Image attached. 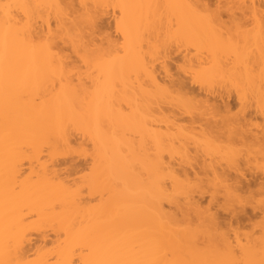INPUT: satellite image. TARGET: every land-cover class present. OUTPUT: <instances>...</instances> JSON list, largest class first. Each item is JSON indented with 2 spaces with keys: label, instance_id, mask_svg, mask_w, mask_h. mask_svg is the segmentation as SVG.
<instances>
[{
  "label": "bare ground",
  "instance_id": "obj_1",
  "mask_svg": "<svg viewBox=\"0 0 264 264\" xmlns=\"http://www.w3.org/2000/svg\"><path fill=\"white\" fill-rule=\"evenodd\" d=\"M202 1L0 0V39L7 33L9 41L14 43L18 51V60L13 64L12 87L7 95L4 88L0 87V264H10L11 261L17 259L26 262V264H71L73 259L71 260L70 258L75 257L76 250L81 251V242L79 243L81 239L79 237L82 234V230L83 234L87 235L89 233V230H87L89 226L87 225H90V222L92 224V221H99L101 225L107 221L110 222V220H113V223L116 221L118 222L116 223L118 228L110 224L116 231V228L117 230L119 228L123 230V226L132 217L140 220V224L141 219H143L142 222L144 223L145 221L146 223L142 224L144 226L147 224H149L148 227L152 226L150 230L153 229V232H149L151 235L148 232L146 234L150 238L152 235L155 238L157 236L156 239L158 241H152L162 244L160 246L157 243L160 246L159 248L156 246L157 244L154 243V246L151 244L152 241L147 239L149 236H145L146 234L144 232L146 231L142 232L146 229L145 227H143V230L141 229V233L145 235L136 233L140 229L134 230V232L130 231L129 235L120 230L125 236L122 233H120L122 236L119 235L118 231L116 235L119 237L109 233L113 238L110 235V238L107 236L108 239L107 237L100 236L101 238L98 237V240L96 236L97 241L95 242L92 239L94 245L92 244L90 246L91 248L88 247L90 254L84 255L87 258L83 256L84 253L80 256L81 252H79L74 259L76 260L77 256L80 258L83 256L84 258H78L76 263L74 260V263L86 264L89 261L113 259L122 254H132L141 258H149L158 255L159 250L163 249V247L170 253L171 257L174 253L176 254L178 248H170L169 245L172 244L169 243H172L170 241L171 236H175L177 233L175 235L173 233L172 235H168L165 232L161 233L162 231L158 230L159 228L156 226L160 225L159 227H161V225L163 226L165 224L166 228L169 224L170 228L172 226L174 229H178L179 234L182 235L181 233L183 232L179 230L185 227H180L183 222L182 220H189L191 212H194L197 221L200 222L202 220L200 222L201 226H203L204 221L210 224L213 222L211 224L213 225L215 224V220L213 218L214 215L211 216L212 214H210L211 212H209L208 208L207 211L206 209L202 210L195 207L194 204V207L191 206L193 210L191 207L189 208L191 210L188 209L190 211L188 215L185 212L181 215L179 211V215L181 216L179 218L177 212L168 211V209L165 210V204L170 207H175V210H177L181 207L178 205L180 198L184 202L191 201L188 199L190 197L189 195H193L192 192L195 193L196 190L198 194L204 192L206 188L204 186L205 184L208 189L218 193L220 191L219 189H221L225 195L223 200H231L230 203L233 200V203H235L238 200V196L236 195L238 192L231 190L230 185L228 186L227 184L229 180H225L226 178L224 179L217 172L218 166L216 165H223V162L226 163V166L230 167V170L232 166L237 165V161L239 162L241 157L245 160L248 157L247 155H254L258 161H262V164L259 165L261 162L256 161L258 162L257 165L253 162L255 161V159L253 160L254 157H249V160H253L250 161V164L253 162L260 169L258 170H262L264 173V144L262 143L264 142L262 141L264 135L261 138L262 140H258L257 135L254 134L255 132L252 133L249 130L250 134H247L250 137L248 136L249 138L245 139V136L247 137L245 133L247 127L243 129L242 125H240L243 123H240L238 118L240 114H245L248 106L250 109L253 107L254 113L261 115L259 118H262L264 122V0H217L219 5H216L214 9H210L212 4L208 6L206 2L204 3ZM18 5L20 7H17ZM121 5H127L128 7L121 8ZM235 6L238 9L242 7L247 10V12H244L245 10L243 9V12L245 14L247 13L246 15H248L251 21L245 20L246 23H244L246 25L247 22H250L249 28L244 26L243 21H239V17L237 19V17L234 18L232 16L229 21L226 17L228 22L222 21V12L230 13L231 10L236 8ZM235 13L238 14L236 11ZM230 14H232V11ZM106 15L111 16H109L110 21H112L111 27L115 31L112 33H116L115 37L108 34L109 32L106 33L108 29L105 30V26L100 25L103 24L102 20L105 21V17L106 19L109 18ZM225 15L227 16V14ZM107 24H110L109 21ZM17 32L21 35L27 32L29 37L32 34H36L37 36L43 35L46 40L51 37V44L47 48L40 46L32 47L29 43L16 40ZM172 51L173 54L177 52L179 56L181 55V59L177 57L180 62L178 61L179 64L177 63V67L175 66L179 72L178 74H183L182 76H185L189 83L198 86L203 92L205 91V95L208 92L210 94V91L215 89L224 92V96L225 94L231 95L230 93L232 92L233 94L235 93L232 95L239 101L238 108L240 109L237 108L239 110L236 111L237 114L233 116L234 114L232 113L233 115H231V111L229 112L228 108L224 111L220 106L221 108H219L222 112L224 111L220 114L217 113L220 115V118L216 114V107L218 106L214 107V105H210L207 99L204 100L201 97L199 99L195 95L190 96L187 93V91L190 93V90H184L183 82L186 81L177 79L176 81H168L170 82L168 83L165 81V78H161V74H164L165 77L169 74L171 68L168 70L169 67L166 68L167 65L165 66L164 62L169 57L168 55L170 53L172 54ZM53 75L56 80H59L61 75L64 77L63 87L57 88L55 91L49 87ZM166 78H169V76ZM83 82H88L86 84L90 86L86 87V84L84 85ZM25 84H27V87H25ZM133 89L136 90L134 91L136 96L131 91ZM43 90H46V96L41 97L40 103H33L32 96L38 95ZM26 94H30L28 99H25ZM213 94L216 93L213 91ZM221 95L223 94L221 93ZM123 102L126 104L124 106L128 107H125L128 113L125 112V108L119 107L121 105L120 103ZM219 108L218 111H220ZM5 112L8 114L7 118ZM183 115L186 118L180 117ZM6 119L10 122L12 130V136L9 140L4 138ZM213 119H218V121L214 122ZM198 121L203 124H197ZM248 121L250 122V120ZM249 125L248 129L251 128ZM262 126L264 127V124ZM220 129H224V132L221 133ZM237 130H241V132L244 130L242 132L243 135ZM235 131L240 134H237ZM129 132H132L131 136H129ZM126 133L127 135H125ZM133 133H138L137 139L136 137H132L134 135ZM244 134L246 135L244 136ZM127 136L129 137L127 138ZM131 137L133 140H136H131ZM130 140L134 143L132 144ZM136 141L142 145V149L138 147L139 145L137 143L135 144ZM190 145L193 150L195 149L196 152L200 153H198L200 156L201 154L202 156L204 155V160L207 158L209 161L207 159L205 161L202 160L203 166L200 165V162H197L201 168L203 167L212 173H209L211 176H208V172L206 171L205 175L207 176L204 177H207V179L201 180L202 182L205 181L203 184L204 187H201V177L198 181L199 184L196 181L198 180V176H194L196 180L191 181L189 176H179L181 173L178 172L180 173L178 175L173 168L175 165L172 160L176 158L182 161L181 165L184 162L186 165L188 161L191 163L194 160L193 154H195V150L192 154L193 160H191V156L189 155L192 153V151L189 153ZM236 145L239 149H237L238 147L236 148ZM17 146H28L30 147V151L21 152ZM240 146L247 150L240 149ZM132 149L137 152L134 151V153ZM140 149L143 150V153L142 151L138 152ZM245 152L248 154L246 155ZM137 153H142V155L138 156L140 158L137 157ZM243 155L246 156L243 157ZM194 156L198 155L195 154ZM202 158L200 157V159ZM76 160H81L83 163L89 162L90 167L87 168V173H85L89 175H85L89 179L85 178L87 185L84 182L86 187H83L85 190L86 188L88 189V195L93 196L91 194L93 191L97 194L102 189V191L107 190L108 198H106L107 200L105 199L106 202L103 199L101 201V197L100 199L98 198L99 201H96L105 202V207L102 208L103 203L100 206V203L96 205L95 202L96 210L94 209V204L91 205V208L93 207L91 210L89 207L90 204L87 205L89 202L87 203L85 201L86 204L85 202L81 204V202L79 203L81 201L80 199L72 201V197H75L74 193H80L81 197L83 196L82 194L87 193H84L85 190L82 193L81 189V192H79L80 190L75 192V189H77L76 186H78L77 182H75L76 186L72 182V186L69 185L70 182L67 184L68 182L65 183L66 180L57 178L56 174L61 172V169H59L61 164L64 165L67 162H75ZM177 162L175 160V164H179V161ZM33 163H37V168H35L36 166H32L34 167L32 172L34 169H37V171H34L36 174L39 172L37 176L40 173L43 175L45 171L46 173L49 170L50 172L52 171L51 173L49 172L43 175L44 177L48 175V178H41V175L38 179L37 176L35 178L30 176L32 177V182L31 180L29 181L30 177L27 178L26 176L29 173V169H26L24 166L28 164V167L32 168L31 165ZM240 163L242 164L241 161ZM22 165L24 166L22 167ZM214 166H216V172L213 169ZM256 166L253 167L255 168L253 170H256ZM21 167L27 170V174L23 175L26 176V179L24 178L26 181L22 179L23 176L18 181L16 180L17 184H19L20 180H22V183H20L19 191L16 190L15 192V185L17 184H15L16 182L13 183V180L17 179L14 178L17 176L13 175L15 172L25 170ZM69 167H67V170L62 168V172H70L72 167L68 169ZM221 171L219 170V172ZM135 172L141 174V176L138 174L139 177ZM52 173L58 181L56 179L55 182V179L51 178L50 181L53 182L49 181ZM81 173L84 174V172ZM65 174L66 172H64ZM64 175L62 176L64 177ZM59 176L61 177V175ZM81 185L83 186V184ZM78 188L81 187L78 186ZM71 189L73 191H71L72 194L70 192ZM260 190L264 193V189ZM224 195L222 194V196ZM105 196L103 195V198ZM74 197L73 200L78 199L80 196L77 195ZM251 198L248 197L249 200ZM244 200L247 199L244 198ZM262 200L260 199L259 201L263 202ZM77 201L78 203H75ZM251 201L248 202L252 203ZM237 202H241V199ZM77 204L80 207L84 205L86 210L82 209L84 207L79 209ZM196 206L199 207L197 204ZM227 207L229 209V206ZM23 210L26 213L28 212V214H32L31 216L34 217L33 220H36L31 226L28 222L27 225L25 223L26 226L23 225L22 222L26 221L25 219L22 220L25 216ZM75 214L78 215L77 218L80 216L78 219H82L83 222H85L84 219L92 221H86V225L82 222L84 224L83 226L80 221L77 223L78 219L76 222V219L72 220L74 218L73 216H76ZM27 215L25 218H27ZM70 220L74 222V224H71V227L74 226L73 229L76 231L72 232L70 228L69 233L71 235L69 233L68 235L66 233L68 231L66 230L68 229L67 226L70 225ZM53 221H58L54 222L56 228H61L62 226L58 230H62L66 224L65 227L67 228H65L63 234H67L68 237L63 235L64 238L62 236L51 242L43 237V239L40 238L38 240H33V238L31 239L29 237L32 232H40L39 228L43 223L46 225L45 223H53ZM121 221L126 224L124 225ZM186 222L182 223V225H186ZM188 222L190 223V221ZM199 222L197 224L198 227L200 226ZM262 222L260 223L258 221L256 224L259 223L262 225ZM57 223L59 224L57 225ZM178 223L180 226L177 228ZM79 224L80 226L82 224L83 227H80L81 229L78 227L77 230ZM259 224L257 226L261 227ZM110 225H105V229L111 227ZM132 225L134 224L130 226ZM138 225L137 228H139ZM102 226L104 225L102 224L100 227L101 233L105 230L104 227L102 229ZM126 226L125 230L127 228ZM153 226L155 227L153 228ZM50 227H54V225ZM198 227L196 226V229ZM207 227H200L198 229L201 232L202 229H204L203 232H207L209 230ZM261 228L263 229L260 231V236L256 234V237L251 235L249 238L248 232V235L246 234L242 240L243 245L245 243L246 245L242 246V243L240 245L238 244L242 246L240 249L242 251V253L240 252L241 259L243 258V261L250 262V264H261L264 261V250L260 247L264 243V226ZM28 229H34L36 231L30 230L31 233H29ZM154 229H157L159 233H154ZM217 230L221 232L220 229ZM200 231L198 232L200 233L198 236H204L205 234ZM131 232L133 234L136 233L135 237H139L140 235L142 239L146 237L145 240L149 242L142 241L141 238H134L132 236L133 234H130ZM209 232H207L209 234L204 236V239H208V244V241H211L209 238H212L211 243L215 245L216 243L213 242L211 229ZM27 233L29 234L26 235ZM164 233L166 234L165 236ZM196 233L192 234L195 241L199 238ZM56 234L60 235V231ZM161 234L169 240L164 239ZM238 234L242 237L241 233L238 232ZM213 235H216V233H213ZM224 235L222 237L219 234L216 235V239L219 236L221 239L223 238L222 240L224 242L220 241V243L215 240V242L223 245V247L221 245L222 252L224 249L226 252L231 248L226 249L225 246L229 243L230 238H227L226 240L228 241H226ZM240 241L238 237L237 241L235 240V244L237 245ZM134 242L140 245L138 251L132 248V245H136ZM209 245L214 246L210 243L207 246ZM230 246L233 247V244ZM217 247L214 246L216 250ZM194 250L196 252L197 249L194 248ZM236 250L239 252L237 247L234 251ZM229 251L232 253L231 249ZM179 253L176 254V256L178 255L176 258L177 261L181 259ZM193 254L190 257L192 258L190 262H193L192 260L199 256L198 254L195 257L197 252L195 255ZM230 256L236 257L231 254ZM190 258L187 259L190 260ZM199 258L194 263H200L198 261ZM78 260H80V263ZM187 261H185V258H182L180 262ZM202 263L204 264L205 262Z\"/></svg>",
  "mask_w": 264,
  "mask_h": 264
},
{
  "label": "rangeland",
  "instance_id": "obj_2",
  "mask_svg": "<svg viewBox=\"0 0 264 264\" xmlns=\"http://www.w3.org/2000/svg\"><path fill=\"white\" fill-rule=\"evenodd\" d=\"M202 2H206V4L209 6V5H211V8L210 9H214V8H216V5H219L218 3H217V0H203ZM222 6V5H221ZM220 6V7H221ZM218 7V6H217ZM236 7V6H235ZM235 7H233V8H235ZM236 9H238V7H236L235 9H233V10H231L232 11V14H230L231 13V11H230V15L228 14V13H226V12H222V16H221V19H223L222 21H225V22H228L231 18H232V16L234 17V18H236L237 17V19H239V21H243V23L245 22L246 23V21L245 20H248V21H251V20H249L250 18L248 17V15H246L244 12H247V10H245L244 8H242V7H239V9L238 10H236ZM245 11H244V10ZM242 10V11H241ZM223 11V10H222ZM235 11L238 13V14H236L235 13ZM244 11V12H243ZM225 14H227V16L225 15ZM242 14H244V15H242ZM236 15V16H235ZM107 17H109L110 15H106ZM228 16H229V18H228ZM231 16V17H230ZM111 17V16H110ZM110 17L109 18H107L106 19V17H105V21L106 20H108L109 21V23L110 24H107V22L108 21H104V20H102L103 21V24H100V25H102V26H105V30L106 29H108V31L106 30V33H108V34H111V36H114L115 37V35H116V33L114 34V33H112V32H115V31H113L114 29L111 27L112 26V21H110ZM223 17H225V18H223ZM226 17H227V19H228V21H227V19H226ZM239 17V18H238ZM233 18V19H234ZM112 19V18H111ZM113 20V19H112ZM101 21V22H102ZM100 22V23H101ZM242 23V22H241ZM242 23V24H243ZM245 23H244V26H247V28H249L250 27V22H247V24L245 25ZM249 23V24H248ZM109 25V26H108ZM249 25V26H248ZM109 27V28H108ZM103 29V28H102ZM105 30H103V31H105ZM113 34V35H112ZM175 55V56H174ZM178 55V56H177ZM169 57H167L166 59H165V66H166V68H168V70L170 69V71H169V74L166 76V77H168L169 76V78H166L165 77V75L164 74H161V78L163 77V78H165V81L166 82H168V81H176L177 79H179V80H182V81H186V82H183L184 83V87H185V89L184 90H190V93L187 91V93L190 95V96H194L195 95V97H197V98H199V99H204V100H206L207 99V101H209V104L211 105H214V107H216V106H218V107H216L217 108V112H216V114L217 113H223L224 111H225V109L226 108H228L229 109V112L231 111V115H233V116H235L236 114H237V112L236 111H239L240 109L238 108V104H239V101L238 100H236L237 98H235V96L233 97V95L235 94H233V92L232 93H230L231 95H229V94H225V96H224V92H220V90H219V92H218V90L217 89H215V90H213L214 91V93H216V94H213V91H210V94H208V93H206V95H205V91L203 92L202 90H200V88H198V86H196V85H193L192 83H189V81H188V79H186L185 78V76L183 77L182 75H181V73L180 74H178L179 72L177 71V65L179 64V62H180V60L179 59H181V55L179 56V54L176 52L175 54H173V51H172V54L170 53V55H168ZM179 59H178V58ZM179 61V62H178ZM169 63V64H168ZM178 63V64H177ZM174 66V67H173ZM176 66V67H175ZM174 68H175V70H174ZM173 69V70H172ZM175 72V73H174ZM177 72V73H176ZM176 74V75H175ZM179 75V76H178ZM177 76V77H176ZM181 78V79H180ZM183 78H185V79H183ZM167 79V80H166ZM171 79V80H170ZM187 81H188V83H187ZM84 83V82H83ZM86 83H88V82H85L84 83V85L86 84ZM168 83H170V82H168ZM186 83V84H185ZM88 86V84H86V87ZM90 86V85H89ZM88 86V87H89ZM188 87V88H187ZM187 88V89H186ZM198 88V89H197ZM200 90V91H199ZM132 91V93L134 92V91H136V90H131ZM186 92V91H185ZM132 93H131V95H132ZM204 93V94H203ZM221 93L223 94V95H221ZM136 93L134 92V95H135ZM192 94V95H191ZM197 94H200V95H197ZM233 94V95H232ZM204 95V96H203ZM209 95V96H208ZM136 96V95H135ZM203 96V97H202ZM222 96V97H221ZM230 96V97H229ZM133 97V96H132ZM201 97V98H200ZM207 97V98H206ZM136 98V97H135ZM211 99V100H210ZM211 101V102H210ZM237 101H238V103H237ZM237 103V104H236ZM121 105H119V107L120 108H125V107H127V106H124V102L123 103H120ZM236 104V105H235ZM126 105V104H125ZM228 105V106H227ZM123 106V107H122ZM222 108H221V107ZM118 107V108H119ZM213 107V108H214ZM223 110L224 109V111L222 112V110L220 109V108ZM128 108V107H127ZM218 108L220 109V111H218ZM235 108H236V110H235ZM237 108L239 109V110H237ZM247 108L249 109H247V110H245V114H240V117H238V116H236V117H238L239 118V120H240V123H243V124H240V125H242V127H243V129H245L246 127H247V129H245L246 131H248V132H246L245 131V133L247 134V133H249L250 134V131L249 130H251V132L253 133V132H255L254 134H256L257 136L256 137H258V140H260L261 138H263V135H264V131H263V129H264V127L262 126L263 124H264V122H263V119L262 118H259L261 115H259L258 113H254V108L253 107H251V109H250V107H248L247 106ZM123 109H121L123 112H124V110ZM215 109V108H214ZM234 109V111H232ZM253 109V110H252ZM125 110H126V108H125ZM227 110V109H226ZM251 110V111H250ZM129 111V110H128ZM250 111V112H249ZM253 111V112H252ZM125 112H127V110L125 111ZM130 112V111H129ZM128 113V112H127ZM233 113V114H232ZM244 113V112H243ZM247 113H249V115H247ZM251 113V114H250ZM239 115V114H238ZM253 115V116H252ZM179 116V115H178ZM217 116H219L220 117V115H218L217 114ZM222 116V115H221ZM245 118H244V117ZM181 118H186V116H180ZM214 118V117H213ZM215 118H216V116H215ZM221 118V117H220ZM252 118V119H251ZM259 118V119H258ZM262 119V120H261ZM220 120V119H219ZM238 120V121H239ZM248 120H250V122L248 121ZM256 120V121H255ZM213 121L215 122V121H218V119H213ZM184 122V121H183ZM186 122V121H185ZM202 122V121H201ZM204 122V121H203ZM211 122H212V119H211ZM253 122V123H252ZM217 123V122H216ZM239 123V122H238ZM244 123H247V124H245L244 125ZM255 123V124H254ZM185 124V123H184ZM187 124V123H186ZM197 124H201L200 123V121H198L197 122ZM203 124V123H202ZM201 124V125H202ZM252 124V126H250V125ZM260 126H259V125ZM245 127H244V126ZM248 125H249V127H251L250 129H248ZM258 125V126H257ZM255 126H257V127H255ZM263 128H262V127ZM254 127V128H253ZM260 127V128H259ZM253 128V129H252ZM262 128V129H261ZM221 130V129H220ZM224 129H222L221 130V133L222 132H224L223 131ZM263 132H262V131ZM238 132H241V130H237ZM244 131V130H243ZM242 131V132H243ZM134 132V131H133ZM218 132H219V130H218ZM236 132V131H235ZM241 132V133H242ZM258 132V133H257ZM130 133V135L129 136H131V134H132V132H129ZM237 133V132H236ZM262 133V134H261ZM134 134V133H133ZM136 134V135H135ZM134 135H132V137L134 138V137H136V139H137V136H138V133H135ZM237 134H240V133H237ZM246 134H244V136L246 135ZM249 134H247V137L245 136V139H247V138H249L250 136H249ZM125 135H127V133L125 134ZM242 135H243V133H242ZM129 136H127V138L129 137ZM221 136H223V134H221ZM249 136V137H248ZM252 136H253V134H252ZM255 136V135H254ZM260 136V137H259ZM132 137H131V140H133L132 139ZM224 137V136H223ZM140 138V137H139ZM136 139H134V140H136ZM130 140V141H131ZM133 140V141H134ZM139 140H141V139H139ZM262 140V139H261ZM262 141H264V139L262 140ZM131 143H132V141H131ZM134 143V142H133ZM132 143V144H133ZM137 143V145H139L138 147H142V145L141 144H139V142H135V144ZM239 143V142H238ZM263 144H264V142H262ZM135 144H134V147H135ZM236 144V143H235ZM262 144V145H263ZM136 145V146H137ZM238 145V144H237ZM236 145V148L238 147ZM132 148H133V146H131ZM189 148V147H188ZM243 149V150H245L246 148H243L242 146H240V149ZM134 149H136V148H134ZM139 149V148H138ZM137 149V150H138ZM142 149V148H141ZM139 150L138 152H140V151H142V153H143V150ZM237 149H239V147L237 148ZM195 150V149H194ZM193 150V148H192V146L190 145V151H189V153H191V151H192V153L191 154H189L190 156H191V160H193V157H194V160L191 162V163H189V161H188V163L185 165L184 163L181 165V160L179 159H174V160H172L173 161V164L175 165H173L174 167V170H175V172L176 173H178V172H180V173H178V175L179 176H183V175H185V176H189V179H191V181L192 180H196V178L194 177V176H198L197 178H198V180H196L197 182L199 181V178L201 177V179H200V181L201 180H206L207 179V177H204V176H211L209 173H211V172H209V171H207L206 169H204L203 167L201 168V166H203V161H205L204 160V155L202 156V154H201V156L199 155L200 153L199 152H196V150L194 151ZM247 150V149H246ZM245 150V151H246ZM132 151H133V149H132ZM134 151H136V150H134ZM133 151V152H134ZM193 151L195 152V154L196 155H198V156H194L195 154H193ZM137 152V151H136ZM135 153V152H134ZM142 153L141 154H138L137 153V157L138 156H140V155H142ZM199 153V154H198ZM242 153V152H241ZM246 153V155L248 154L247 152H245ZM249 153H251V152H249ZM192 154H193V157H192ZM243 154V153H242ZM246 155H243V157H245ZM248 157L247 158H245V160L241 157L240 159H239V162L237 161V165L236 166H232V168L229 170V168L230 167H228V166H226L225 164V162H223L224 164L222 165L221 163H219V164H221V165H216V166H218L217 167V172L219 173V174H221L222 176H223V178L225 179V180H229V181H227L228 183V186L229 187H231V190H234V191H236V192H238L237 194H236V192H234L237 196H238V200L237 201H239V199H241V202H237V201H235V203H233V200H232V202L230 203V201L231 200H228L229 201V204H231V205H229L228 204V201H227V199H224L223 200V197L225 198V195H224V192L223 191H221V189H216V190H218L219 191V193L218 192H215V191H212V190H210V189H208L207 188V185L205 184L204 186H206V188L204 189V192H201V193H199L198 194V191L196 190V192L195 193H193L192 192V194L193 195H189L190 197H188V199H190L191 201H189L188 199V201H185L184 202V200L183 199H179L180 201H179V207L180 208H178L177 210H175V207H170V206H168V205H166L165 204V210H167L168 209V211L170 210V211H172V212H177V215L179 216V218H181V216L179 215L180 214V212H181V215L182 214H184V212L188 215V213H190V211L189 210H191L194 206V204H195V207H197V208H200V209H206V211H207V208H208V210H209V212H211L210 214H212L211 216H213V218H214V223L215 224H213V225H211L210 223H208V222H203V226H201V221L202 220H200V222L199 221H197V219H195V215H194V212L192 213H190V215H192V217H190V215H189V220H182L183 222L182 223H184L185 221H187L185 224L187 225H182V223L179 221V219H178V221L181 223V226H180V224L179 225H177V228H178V226H180V227H182V226H185L184 227V229H183V227L182 228H180L179 230L181 231V232H183V233H181L182 235H180L179 233V231H178V229L176 230V228L174 229L172 226H171V228H173V229H171L170 228V225L168 226L167 224V226H166V228H165V224L162 226L161 225V227H159L160 225H158V224H156V225H158V226H156L157 228H159L158 230H161L162 232L161 233H163V232H165L166 234H168V235H172V233L175 235L176 233V235L175 236H171V240L170 241H172V243H169V244H172V245H169L170 246V248L171 247H176V249L178 248V250H180V251H178L177 250V252H176V254L177 253H179V256L181 257V259H179L178 261H182V258H185V261H187L190 257H192V254L193 255H195L196 254V252H197V254L195 255V257L199 254V256H200V258H202V259H200L199 258V256L197 257V258H199L198 259V261H200V263L201 264H203L202 262H205L204 264H206V260H207V264H229V262L230 261H232V260H234V259H241V257L242 256H240V257H231L230 256V254L232 255V256H234L233 255V252H236V251H234L235 249H236V247L239 249V252H241L242 253V251H240V249L242 248V246H244V245H246V243L243 245V238H245V236H246V234L249 232V238L251 237V235L254 237L256 234H257V236H260L259 234L261 233L260 231H262V229L263 228H261V227H263L264 225V200H262V199H264L263 197H264V193H262V191L260 190L259 191V189H264V173H263V171H262V173H260L261 171H259L260 169L256 166V164L258 165V162H261V163H259V165L260 164H262V161L260 160V161H258V159H256V157H254V155H247ZM257 156V155H256ZM196 157V158H195ZM200 157L202 158V159H200ZM249 157H254L253 158V160L255 159V161H253L252 159H248ZM258 158H260L259 156H257ZM138 158H140V157H138ZM216 159V158H215ZM214 159V160H215ZM248 159V160H247ZM175 160H176V163H178L177 161H179V164H175ZM190 160V161H191ZM198 160V161H197ZM203 160V161H202ZM213 160V161H214ZM78 161H80V162H78ZM76 160L75 162L74 161H72V162H70V163H65L64 165L63 164H61L60 165V167H59V169H61V172H62V168L63 169H66L67 170V167H69V166H71L72 167V169L70 170V172L72 173H70L69 171H64V172H66V174L64 175V172H58L59 174H56L57 175V178L58 179H62V180H66L65 181V183L66 182H68L67 184H69V182H70V184L69 185H72L73 186V183H74V185L76 186V183L75 182H77V184H78V186L79 187H81V188H78V186H76L77 187V189H75V192L78 190H82V193H83V191L85 190V188H83L85 185H84V182L86 181V179L85 178H88L89 179V175L88 174H85V173H87V168L88 167H90L89 166V162L88 163H86V162H82L81 160ZM207 161H208V159H207ZM206 161V162H207ZM240 161L242 162V164L240 163ZM247 161H249V162H247ZM250 161H253L254 163H256V164H253V162H251V164L253 165H251L250 164ZM256 161H258V162H256ZM197 162H200V165L197 163ZM209 162V161H208ZM222 162V161H221ZM86 163V164H85ZM213 163V162H212ZM73 164V165H72ZM215 164V163H214ZM248 164H250V165H248ZM180 165V166H179ZM24 165H22V167H23ZM30 166V165H29ZM32 166H36L35 168H37V163H33L32 165H31V167ZM216 166H214V168L213 169H215V167ZM219 166H220V168H219ZM252 166V167H251ZM254 166H256L257 168H256V170H258V171H256V170H253V169H255V168H253ZM21 167V168H22ZM26 169H29V173L27 174L26 172H27V170L25 169V168H22V169H25L24 171L22 170V171H20V170H17V171H20V172H23V175L25 174H27L26 176H27V178H29L30 176H32V177H34L35 178V176H37L38 174H39V172H37V174H36V172H34V171H37V169L35 170L34 169V171L32 172V170H33V168L34 167H32V168H30V167H28V164L26 165V166H24ZM71 167H69L68 169H70ZM260 167V166H259ZM84 168H86V169H84ZM185 168V169H184ZM225 168V169H224ZM239 168H240V170H239ZM58 169V171H60ZM84 169V170H83ZM204 169V170H203ZM31 170V171H30ZM73 170H75V171H73ZM83 170V171H82ZM176 170H183L182 172L181 171H176ZM219 170L221 171H225V172H219ZM57 171V170H56ZM77 171H78V173H77ZM86 171V172H85ZM204 171V172H203ZM206 171L208 172V174L207 175H205L206 174ZM48 172V171H47ZM49 172H50V170H49ZM48 172V173H49ZM52 172V171H51ZM50 172V173H51ZM54 172V171H53ZM69 172V173H68ZM81 172H84V174H82ZM215 172H216V169H215ZM214 172V173H215ZM15 173H17V172H15ZM14 173V175L13 176H16V174ZM45 173H46V171H45ZM45 173L43 174V175H45ZM48 173H46V174H48ZM136 173V172H135ZM182 173H185V174H182ZM201 173V174H200ZM68 174V175H67ZM70 174V175H69ZM137 175L139 174V173H136ZM135 174V175H136ZM189 174V175H188ZM200 174V175H199ZM212 174V173H211ZM219 174H217V175H219ZM40 175H41V178H48V175L46 176V177H44L41 173H40ZM39 175V176H40ZM59 175H61V177L59 176ZM62 175H64V177L62 176ZM85 175H88V176H85ZM140 176H141V174H139ZM138 175V176H139ZM26 176H23V178L22 179H24ZM39 176H37V179H38V177ZM54 176V174L52 173V177ZM68 176V177H67ZM83 176V177H82ZM139 176V177H140ZM191 176V177H190ZM32 177H30L29 178V181L31 180V182H32ZM51 176L49 177V181L51 180V179H55V182H56V179L57 178H55L56 176H54V178H52ZM194 177V178H193ZM204 177V178H203ZM220 177V176H219ZM14 178H17V177H14ZM51 178V179H50ZM84 178V179H83ZM212 178V177H211ZM13 179V178H12ZM26 179V178H25ZM24 179V180H25ZM58 179H57V181H58ZM83 179V180H82ZM16 180L17 179H14L13 181V183H15L16 182ZM24 180H23V182H24ZM48 180V179H47ZM81 181V183H80V181ZM232 180H233V182H232ZM18 181V180H17ZM26 181V180H25ZM27 181H28V179H27ZM28 181V182H29ZM64 181H62L63 183H64ZM236 183H235V182ZM238 181V182H237ZM33 182H35V181H33ZM50 182H53V181H50ZM61 182V181H60ZM73 182V183H72ZM83 182V183H82ZM205 182V181H204ZM204 182H202L201 181V187H204L203 186V184H204ZM20 183H22V180H20L19 181V185H21ZM87 182H85V184H86ZM199 183V182H198ZM197 183V184H198ZM15 184H17V182L15 183ZM14 184V185H15ZM81 184H83V186L81 185ZM200 184V183H199ZM225 184V183H224ZM66 185V184H65ZM81 185V186H80ZM87 185V184H86ZM226 185V184H225ZM16 186V185H15ZM86 187V186H85ZM236 187V188H235ZM71 188V187H70ZM75 188V187H74ZM83 188V189H82ZM238 188V189H237ZM208 189V190H207ZM212 189V188H211ZM236 189V190H235ZM74 190V189H73ZM81 190L79 191V192H81ZM90 190V189H89ZM100 190V189H99ZM99 190H97V191H99ZM103 190V189H102ZM102 190H100L99 192H97V194H96V192L95 191H90V192H92L91 194H93V196L91 195L90 196V194L88 195V189L86 188V190L84 191V193H87V194H82L83 196L81 197V194L80 193H78V192H76V193H78L77 195L78 196H80L78 199H74L73 200V195H71V196H73L72 197V201H76V200H81V201H79V203L81 202V204L82 203H84L85 201L88 203L87 205H89V207H90V209L92 210L93 209V207L91 208V205H93L94 206V209L96 210V208H95V206L97 205V203H100L99 205L100 206H102V208L103 207H105L104 205H105V202H106V198H108L107 196H108V192H107V190L105 191H102ZM207 190V191H206ZM211 192H210V191ZM223 190V189H222ZM239 190V191H238ZM17 191H19V190H17ZM72 191V189L70 190V192ZM104 193H102V192ZM15 192H16V190H15ZM73 192V191H72ZM72 192H71V194H72ZM207 192V193H206ZM212 192H213V196H212ZM214 192H215V194L217 195H215L214 194ZM233 192V191H232ZM264 192V191H263ZM76 193H74V195H75V197L77 196L76 195ZM102 193V194H101ZM101 194V195H100ZM105 194H106V196H105ZM219 194V195H218ZM222 194L224 195V196H222ZM239 194H241V195H239ZM263 194V195H262ZM98 195H100V196H98ZM103 195L105 196L104 198H103ZM211 195V196H210ZM235 195V196H236ZM260 195H262V197H260ZM98 196V197H97ZM193 196V197H192ZM214 196H216V197H214ZM222 196V197H221ZM236 196V197H237ZM245 196H248L249 198H251L250 200L248 199V197H245ZM254 196V197H253ZM74 197V198H75ZM100 197H101V201H102V199H103V201L105 200V202H96L97 200L99 201V199H100ZM211 197V198H210ZM235 197V198H236ZM99 198V199H98ZM244 198H246L247 200H244ZM254 198H256V199H254ZM242 199H243V201H242ZM254 199V200H253ZM262 200L263 202H260L259 200ZM182 200V201H181ZM252 200V201H251ZM196 201V202H195ZM248 201H251L252 203H250V202H248ZM253 201L255 202L254 204H253ZM86 202H85V204H86ZM95 202H96V205H95ZM188 203V205H187V203ZM194 202V203H193ZM243 202V204H241ZM256 202H258V203H256ZM75 203H78V201L77 202H75ZM74 203V204H75ZM103 203V204H102ZM183 203V204H182ZM185 203V204H184ZM192 203V204H191ZM239 205H238V204ZM102 204V205H101ZM182 204V205H181ZM191 204V205H190ZM196 204L197 205H199V207L198 206H196ZM223 204V205H222ZM235 204V205H234ZM237 204V205H236ZM256 204V205H255ZM258 204V205H257ZM184 205H186V206H184ZM229 206V209L231 208V210L229 211V209H228V207L227 206ZM233 205V207H231ZM77 206L79 207V209L80 208H82V207H84V208H82L83 210L85 209V206L84 205H82V207H80V205H78L77 204ZM167 206V207H166ZM187 206H189V207H187ZM191 206H193V207H191ZM202 206V207H201ZM223 206V207H222ZM259 206H260V208H259ZM262 206V207H261ZM183 207H185V208H183ZM191 207V209H189ZM205 207V208H204ZM225 207V208H224ZM227 207V208H226ZM257 207V208H256ZM88 208V207H87ZM101 208V207H100ZM182 208V209H181ZM233 208V209H232ZM89 209V208H88ZM189 209V210H188ZM226 209H228V210H226ZM25 210V209H24ZM23 210V211H24ZM86 210V209H85ZM182 210V211H181ZM193 210V209H192ZM180 211V212H179ZM186 211H188V212H186ZM25 212V211H24ZM183 212V213H182ZM25 216L28 214V212L26 213H23ZM24 215H22V216H24ZM32 214H28L27 215V218H25V216H24V218H22V220H26L25 222H22L23 223V225H25V223H26V225L29 223L30 224V226L34 223V222H36V220H33V218L34 217H32L31 216ZM76 215V214H75ZM29 216H31V217H29ZM34 216V215H33ZM77 216L78 215H76V216H73L74 218L72 219V220H74V219H76L75 220V222L77 221V219L80 217H78L77 218ZM76 217V218H75ZM132 217V216H131ZM263 217V218H262ZM30 218H31V220H33V221H31L30 220ZM36 218V217H35ZM134 218V219H133ZM137 219V218H136ZM135 219V217H132V219H129L128 221L129 222H133V223H127L128 224V226H126L127 224L125 223V222H123V221H121V223H123L127 228H126V230H127V232H125L126 230H125V226H123V224H121L122 226H123V230H122V228L120 229L119 228V230H117V228H118V226L116 225V223H118V222H116V221H114V223H113V220H110V222H105V223H102L104 226H102V229H103V227H104V229H105V227L107 226V225H110V224H113V226H117V228H116V231L114 230L115 228H113L111 225V227H107L105 230H103V232H106V233H101V225H100V222L99 221H97V222H99V223H97V222H95V221H92V220H86V219H84L85 220V222L86 221H92V224H91V222H90V225H87V226H89V227H87V230H89L88 232L89 233H87V235H85V234H83V230H82V234H81V236L79 237L81 240H79V243H80V248H81V251L80 250H76V252L77 253H75V257L73 256V254H72V256L74 257V258H76V255H78V253L79 252H81L80 253V256H81V254L82 253H84L83 254V256L84 255H87L89 252V248H91L90 246H92V244L94 245V242L92 241V239L96 242L97 240H96V236H97V239H98V237L99 238H101V237H104V238H106L107 236L109 237V235L111 236V238H113L112 237V235H114V236H118V235H116V233H117V231H118V234L119 235H121L120 233H122V231H123V233H125V234H128L129 235V232L130 231H132V232H134V230H137V229H140L138 232L136 231V233H139V234H141V235H145L147 232L149 233V232H153V229H151L150 230V227H152V226H149L148 227V225L149 224H147L146 226H144V225H142V224H146L145 223V221H144V223L142 222V220L143 219H141V224L139 223L140 222V220H136ZM140 219V218H139ZM218 220V222H217V220ZM263 219V220H262ZM130 220H133V221H130ZM181 220V219H180ZM193 220V221H192ZM196 220V221H195ZM30 221H31V223H30ZM71 221V220H70ZM83 222V220L82 219H78V221H77V223L78 222ZM177 221V222H178ZM188 221H190V223L188 222ZM258 221H260V223L262 222V225H260L259 223V225L261 226V227H259V226H257L258 224H256ZM28 222V223H27ZM54 222H58V221H53V223L51 222V223H49L48 222V224L47 223H45L46 225H44V223H43V225L39 228V230H40V232H38V231H36V230H34V229H32V230H34V232L36 231V233H33L32 232V234H30L29 235V237L32 239L33 238V240H38V239H46L47 241H49V242H51V241H54V240H56L57 238H60V237H62L64 234H63V232H64V230H65V228H67L68 227V229L66 230V231H68V232H66L67 234L70 232L69 230H71L72 229V232H75L76 230H74L73 228H74V226L73 227H71V224H74V222L73 221H71L70 222V225H68L67 227H65L66 226V224L63 226V229L62 230H58V229H61L62 228V226H61V228L59 227V228H56L55 226H56V224L54 223ZM85 222H83L85 225H86V223ZM138 222V224H136ZM176 222V223H177ZM195 222H196V224H195ZM198 222H199V224H200V226L198 227ZM66 223H68V222H66ZM82 223V224H83ZM176 223H173V224H176ZM189 223V224H188ZM194 223V224H193ZM208 223V224H207ZM219 223V224H218ZM50 224H53L54 225V227H50V226H53V225H50ZM59 223H57V225H58ZM82 224H81V226H80V224H79V226H77V230H78V227L80 228V227H83L84 226V224H83V226H82ZM131 224H134V225H132V226H130ZM191 224V225H190ZM205 224V225H204ZM206 224H207V226H206ZM211 226H210V225ZM25 225V226H26ZM77 225V224H76ZM75 225V226H76ZM93 225V226H92ZM106 225V226H105ZM119 225V224H118ZM137 225H138V227L139 228H137ZM142 227H141V226ZM200 229V227H207V228H209V230L211 229V234H212V237H213V242L214 243H216L215 245L214 244H212L211 243V241H212V238H209V239H211V241L209 240L208 242L211 244V245H214L215 247H217V250H216V248H214V246H207L208 244H207V236H206V239L207 240H205L204 238V236L205 235H207V234H209L210 232H209V230L207 231V232H209V233H207L206 231L205 232H203V230L204 229H202V232L198 229V231H197V229H196V226ZM47 226H49L48 227V229H47ZM99 226V227H98ZM122 226H120V227H122ZM190 226V228H188ZM213 226V227H212ZM257 226V227H256ZM143 227H145L146 229H144L143 230ZM155 226H153V228H154ZM164 227V228H163ZM219 227V228H218ZM256 227V228H255ZM259 227V228H258ZM41 228H42V230H41ZM51 228H53V229H51ZM71 228V229H70ZM110 228V229H109ZM111 228L115 231H111ZM131 228V229H130ZM133 228V229H132ZM149 228V229H148ZM162 228H163V230H162ZM169 228V229H168ZM186 228H187V230H186ZM195 228V229H194ZM214 228V229H213ZM215 228H216V230H215ZM76 229V228H75ZM81 229V228H80ZM84 229H85V227H84ZM108 229V230H107ZM141 229L143 230L142 232H144V231H146V232H144L145 234H142L141 233ZM149 231H148V230ZM165 229V230H164ZM172 231H171V230ZM192 229V230H191ZM217 229H220L221 230V232H222V235H221V232L219 231V230H217ZM29 231V233H31L30 232V230L31 229H28ZM31 230V231H32ZM38 230V229H37ZM57 230V231H56ZM74 230V231H73ZM87 230H85V231H87ZM120 230H122L121 232H120ZM166 230H169V231H167L166 232ZM175 230V231H174ZM194 230V231H193ZM206 230V229H205ZM214 230V231H213ZM223 230V231H222ZM254 230V231H253ZM41 231H42V233H41ZM60 231V235H58V234H56L57 232H59ZM170 231H171V234H170ZM188 231V232H187ZM201 232V233H204L205 235L203 236H198L200 233H198V232ZM215 231H218V232H215ZM226 233H225V232ZM229 231V232H228ZM239 233H241V235H242V237L238 234V232ZM258 231H259V233H258ZM26 232V231H25ZM41 233V234H38V233ZM71 232V233H72ZM78 232V231H77ZM96 232H98V233H96ZM113 232H114V234H113ZM130 233L131 235L133 234V233ZM190 232H191V234H190ZM197 232V233H196ZM224 232V233H223ZM228 232V233H227ZM237 232V233H236ZM245 234H244V233ZM29 233H27L26 235H28ZM65 233V234H66ZM86 233V232H85ZM109 233H112V235L111 234H109ZM122 233V235H124ZM136 233H134L132 236L134 237V238H141V235L139 236V237H135V235H136ZM154 233H159V231H157V229H154ZM164 233V236L166 235ZM196 233V235L199 237L196 241H195V239H193L194 238V236L192 235V234H195ZM213 233L215 234L216 233V235H218L219 234V236H223V234H225L224 235V238H225V240L228 238H230L229 240L230 241H228V240H226V241H228L229 243H227L226 245L227 246H225L226 247V249H228L229 247H231V248H229V249H231V251H232V253L229 251V249L226 251L227 253H228V257L226 256V252H225V249L223 250V252H222V247H223V245L222 244H220L223 240V238L221 239L219 236H218V238L216 239V235H213ZM234 233V234H233ZM64 235V236H67L68 237V235L70 234H68V235ZM101 234V235H100ZM105 235V236H103V235ZM139 234H137V235H139ZM150 234V233H149ZM211 234H210V237H211ZM235 234H237V236L239 237V240H241L240 242H238L237 243V245L235 244L236 242H235V240L237 241V239H238V237L237 236H235ZM25 235V236H26ZM71 235V234H70ZM85 235V237H86V239H85V237H83ZM121 235V236H122ZM151 235V234H150ZM162 235V234H161ZM184 235V236H183ZM190 235H192V236H190ZM233 235V237H231V236ZM248 235V234H247ZM64 236H63V238H64ZM78 236H79V234H78ZM101 236V237H100ZM125 236V235H124ZM132 236H130V237H132ZM146 237L147 236H149L148 234H146L145 235ZM160 236V235H159ZM187 236V237H186ZM209 236V235H208ZM29 237H27V238H29ZM43 237V238H42ZM67 237H65V238H67ZM88 237H89V239L91 240H89L88 239ZM90 237H92V238H90ZM94 237V238H93ZM108 237H107V239H108ZM119 237V236H118ZM127 237V236H126ZM125 237V238H126ZM130 237H128V238H130ZM143 237V236H142ZM146 237H143V239H142V241H147V240H145V238ZM162 237H163V235H162ZM169 237V236H168ZM184 237V238H183ZM188 237H190V238H188ZM196 237V236H195ZM201 237H203V238H201ZM235 237H236V239H235ZM256 237V236H255ZM29 238V239H30ZM110 238V237H109ZM133 238V239H134ZM152 238V239H151ZM151 238H150V236L149 237H147V239H150L149 241H155V240H157L156 238H157V236H156V238H155V236L154 235H152L151 236ZM161 238V237H160ZM164 238V237H163ZM170 238V237H169ZM185 238H187V239H189V240H187V239H185ZM234 238V239H233ZM159 239V238H158ZM162 239V238H161ZM161 239H159V240H161ZM164 239H168V238H164ZM232 239V240H231ZM247 239H248V237H247ZM88 240V242H86V241ZM99 240V239H98ZM138 240V239H137ZM137 240H136V242H137ZM169 240V239H168ZM186 240H187V242H186ZM192 240V241H191ZM215 240L216 241H221L220 243L219 242H215ZM258 240H259V237H258ZM149 241H147V242H149ZM151 242V244H153L154 245V243L155 244H159V242ZM158 241V240H157ZM191 241V242H190ZM246 241V240H245ZM252 241V240H251ZM254 241V240H253ZM256 241V240H255ZM261 241V240H260ZM90 242V243H89ZM92 242V243H91ZM138 242H139V240H138ZM137 242V243H138ZM162 242V241H161ZM193 242H195V243H193ZM224 242V241H223ZM232 242V243H231ZM234 242V243H233ZM247 242H249V241H247ZM135 243V242H134ZM163 243H165V241H163ZM167 243H168V241H167ZM166 243V244H167ZM240 243H242L241 245L242 246H239L240 245ZM255 243V242H254ZM258 243V242H257ZM263 243V242H262ZM91 244V245H90ZM136 244V243H135ZM140 244H141V240H140ZM148 244H150V243H148ZM156 245V246H158V248L162 245V244H159V245ZM166 244H165V246H166ZM229 244V245H228ZM233 244V247L232 246H230V245H232ZM239 244V245H238ZM251 244H252V242H251ZM168 245V244H167ZM221 245H222V247H221ZM257 245V244H256ZM262 245V244H261ZM85 246V247H84ZM155 246V245H154ZM163 246H164V244H163ZM186 246V247H185ZM207 246V247H206ZM259 246V245H258ZM263 246V247H262ZM262 246H260L263 250H264V243H263V245ZM89 247V248H88ZM191 247V248H190ZM202 247V249H200ZM220 247V249H218ZM240 247V248H239ZM77 248H79V247H77ZM84 248V249H83ZM169 248V247H168ZM169 248V249H170ZM194 248L195 249H197L196 250V252H194L195 250H194ZM204 248V249H203ZM209 248H211V249H209ZM213 248H214V250H213ZM234 248V249H233ZM260 248V249H261ZM163 249H164V247H163ZM175 249V250H176ZM84 250V251H83ZM175 250H173L174 252H175ZM200 250V251H199ZM204 250V251H203ZM208 250H210L209 252H210V254H209V252H208ZM218 250H220V251H218ZM160 251V250H159ZM170 251V250H169ZM193 251V252H192ZM205 251H207V252H205ZM212 252V253H211ZM220 253V255H219V253ZM229 252H230V254H229ZM172 253V252H171ZM190 253H192V254H190ZM202 253H205V254H202ZM208 253V254H207ZM217 253V254H216ZM90 254V253H89ZM159 254V253H158ZM176 254L174 253V257L173 256H169V259H171V260H176V258L178 257V255L176 256ZM202 254V255H201ZM223 254V256H221ZM191 255V256H190ZM208 256V258H206V256ZM210 255V256H209ZM71 256V257H72ZM82 256V258H80L79 256H77V259L79 258V259H83L84 257L85 258H87L86 256H84L83 257ZM212 256V257H211ZM216 256V257H215ZM217 256H218V258H217ZM210 257V258H209ZM220 257H222V258H220ZM231 259H230V258ZM74 258H70L71 260L73 259V262L72 263H74ZM188 258V259H187ZM197 258H194L192 261L194 262V261H196V259ZM213 258V259H212ZM216 260H215V259ZM234 258V259H233ZM77 259L75 260V263H76V261H77ZM191 259L192 258H190V260H188L187 262H190L191 261ZM205 259V260H204ZM218 259V260H217ZM223 259V260H222ZM70 260V261H71ZM202 260V261H201ZM209 260V261H208ZM220 260H221V262H220ZM241 260H243V258L241 259ZM79 261V263H80V260H78ZM177 261V260H176ZM214 261H216V262H214ZM226 261V262H225ZM219 262V263H218ZM71 263V264H72ZM74 263V264H75ZM78 263V262H77ZM81 263H83V262H81ZM196 263H199V262H196ZM196 263H194V264H196ZM199 263V264H200Z\"/></svg>",
  "mask_w": 264,
  "mask_h": 264
},
{
  "label": "snow or ice",
  "instance_id": "obj_3",
  "mask_svg": "<svg viewBox=\"0 0 264 264\" xmlns=\"http://www.w3.org/2000/svg\"><path fill=\"white\" fill-rule=\"evenodd\" d=\"M11 7V6H8ZM17 7H20L19 5ZM121 8L128 7L127 5H121ZM219 7V6H218ZM16 40H22L25 43H29L32 47H49L51 44V37H49L47 40L44 38L43 35L37 36L36 34H32L31 37H29L28 33L25 32L23 35H21L19 32H17ZM18 60V51L14 45L13 42H10L8 39V34L5 33L3 38L0 39V87H3L5 90V93L7 95L8 91L11 89L13 84V64ZM64 84V77L63 75L60 76L59 80L55 79V76L53 75L51 77V82L49 83V87L55 91L57 88H62ZM25 87H27V84H25ZM30 94L25 95V99H28ZM46 96V90L40 91L38 95L32 96V102L33 103H40L41 97ZM7 112H5V116L7 118ZM12 136V130L10 122L6 119V126L4 131V138L6 140H9ZM18 150L23 151H30V147L28 146H17ZM17 180L20 179V177L23 176L22 172L16 173ZM20 185L17 184L15 186L14 190H19ZM132 248L135 250L140 249V245H132ZM233 255L236 257H240V252H233ZM170 253L166 249H161L159 251L158 255L151 256L149 258H141L136 255L132 254H122L118 256L117 258L113 259H107V260H101V261H89L86 262V264H194V262H180V261H173L169 259ZM10 264H26V262L22 260H14L11 261ZM229 264H250V262H245L241 259H234L229 262ZM261 264H264V261L261 262Z\"/></svg>",
  "mask_w": 264,
  "mask_h": 264
}]
</instances>
